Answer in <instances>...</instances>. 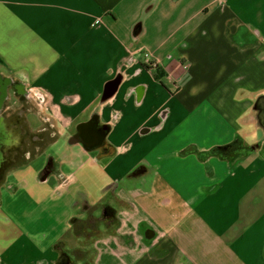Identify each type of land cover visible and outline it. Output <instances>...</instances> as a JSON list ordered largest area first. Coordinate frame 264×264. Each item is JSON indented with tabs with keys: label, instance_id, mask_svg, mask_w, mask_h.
I'll return each mask as SVG.
<instances>
[{
	"label": "crops",
	"instance_id": "crops-1",
	"mask_svg": "<svg viewBox=\"0 0 264 264\" xmlns=\"http://www.w3.org/2000/svg\"><path fill=\"white\" fill-rule=\"evenodd\" d=\"M18 98L0 264H264V0H0Z\"/></svg>",
	"mask_w": 264,
	"mask_h": 264
},
{
	"label": "rangeland",
	"instance_id": "rangeland-1",
	"mask_svg": "<svg viewBox=\"0 0 264 264\" xmlns=\"http://www.w3.org/2000/svg\"><path fill=\"white\" fill-rule=\"evenodd\" d=\"M18 104L14 106L12 109L0 110V170L1 175L5 174L6 172L16 168L18 166V161L21 160L22 156H26V154H36L37 151L42 150V148L37 147H28L27 144L28 140L32 139L30 132H24L25 134H21L23 137L19 136L17 130H14V126L19 127V122L22 121L19 118V110L20 107H33L32 100H25L23 98L17 99ZM29 130V129H28ZM23 141L21 144L16 146L15 141L21 140ZM9 143V144H8ZM10 145V146H7ZM14 145V146H12ZM23 145L25 147H23ZM17 155L20 157L16 159ZM1 178V177H0ZM89 226L88 228L94 227L97 228V222H95L94 218H90L87 223ZM93 228V229H94Z\"/></svg>",
	"mask_w": 264,
	"mask_h": 264
},
{
	"label": "built area",
	"instance_id": "built-area-1",
	"mask_svg": "<svg viewBox=\"0 0 264 264\" xmlns=\"http://www.w3.org/2000/svg\"><path fill=\"white\" fill-rule=\"evenodd\" d=\"M191 66L190 62H185L183 64V67L185 69H188L189 67ZM35 92V97L37 98V100L39 101L40 105H46L48 103V98L47 96L44 94V93H37L36 91H33Z\"/></svg>",
	"mask_w": 264,
	"mask_h": 264
},
{
	"label": "flooded vegetation",
	"instance_id": "flooded-vegetation-1",
	"mask_svg": "<svg viewBox=\"0 0 264 264\" xmlns=\"http://www.w3.org/2000/svg\"><path fill=\"white\" fill-rule=\"evenodd\" d=\"M0 110L2 111V109H0ZM13 128H14L15 131L17 130L18 134H21V130H20V128L18 126H14Z\"/></svg>",
	"mask_w": 264,
	"mask_h": 264
}]
</instances>
